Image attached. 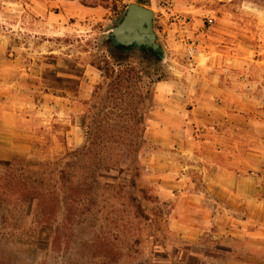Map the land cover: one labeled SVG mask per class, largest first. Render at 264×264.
<instances>
[{
	"label": "rangeland",
	"instance_id": "obj_1",
	"mask_svg": "<svg viewBox=\"0 0 264 264\" xmlns=\"http://www.w3.org/2000/svg\"><path fill=\"white\" fill-rule=\"evenodd\" d=\"M139 1L155 13L154 32L165 50L161 64L135 53L128 59L162 79L151 87L146 119L168 100L185 111L204 101L241 106L245 129L238 143L229 138L225 148L246 170L257 169L264 188V0H0V45L7 60L19 62L24 80L32 81L24 88L35 98L34 110L38 112L45 96L62 99L58 109L49 110L44 128L39 116L33 120L43 139L31 144L29 154L13 159L54 160L84 143L81 124L92 122L91 96L103 82L92 64L103 66L110 59L105 34L129 3ZM83 7L105 12L84 16ZM190 42L197 52L192 65L185 53ZM159 95L166 100H157ZM110 112L104 110L100 118ZM190 148L149 144L141 153V186L152 197L142 202L146 218L132 217L129 208L103 190L90 192L89 202L76 211L53 201L50 222L42 228L36 223L40 209L22 204L10 211L3 201L0 264H264V250L255 243L215 239L220 231L207 213L199 233L185 235L174 227L182 217L185 229L192 231L190 198L205 199L203 179L208 174L200 167L205 160L193 162ZM209 150L212 145H200V152ZM169 161L171 165L165 163ZM52 188V181L43 183L42 191Z\"/></svg>",
	"mask_w": 264,
	"mask_h": 264
},
{
	"label": "crops",
	"instance_id": "obj_2",
	"mask_svg": "<svg viewBox=\"0 0 264 264\" xmlns=\"http://www.w3.org/2000/svg\"><path fill=\"white\" fill-rule=\"evenodd\" d=\"M104 12L100 9H81L84 16H100ZM87 74H90L89 70ZM216 78L215 76L214 79ZM25 84L31 86L32 81L24 80L19 62L16 59L7 60L4 47L0 45V161L29 154L31 144L43 139V134H37L33 120L39 116L41 127L44 128L42 123L47 124L48 113L58 109L61 104V98L53 97L50 101L45 96L47 99L43 100L46 102L49 99L50 103L44 102L36 112L33 107L35 98L31 92H26ZM156 98L159 101L166 100L163 95ZM170 101L159 103L154 111L151 110L146 120L148 143L161 148H171L174 145L180 149L184 145H191L188 153L191 160L197 165L205 160V166H200L203 167L201 173L208 174L203 179L205 199L201 195L190 198L191 214L188 223L193 230L185 229L182 217L174 222V227L185 235L186 232L199 233V226L207 223V213L209 221L220 231L219 237L215 236V239L225 236L231 241H251L264 250V188L261 186L259 173L255 168L246 170L245 165H241L238 160L235 162L234 156L225 148L229 138H234L235 143H238L240 133L245 129L241 106L227 103L208 105L204 101L185 111ZM73 134L76 135V131ZM207 144L212 145V150L200 152V145ZM165 163L171 165L172 161Z\"/></svg>",
	"mask_w": 264,
	"mask_h": 264
},
{
	"label": "trees",
	"instance_id": "obj_3",
	"mask_svg": "<svg viewBox=\"0 0 264 264\" xmlns=\"http://www.w3.org/2000/svg\"><path fill=\"white\" fill-rule=\"evenodd\" d=\"M109 53L110 59L104 60L103 66L100 62L92 64L101 72L103 82L91 96L95 101L92 122L81 124L84 143L54 160L13 159L0 165V206L5 202L10 211V207L22 204L35 206L40 209L36 223L42 228L50 222L53 201L57 205L63 201L69 211H76L78 205L89 202L90 192L103 190L111 194L113 201L129 208L132 217L146 218L142 202L151 201L152 197L141 186L139 159L149 145L146 117L152 104L151 87L162 79L130 64L121 48L109 46ZM107 109L111 112L100 118ZM113 116L118 120H113ZM50 181L54 191H42L43 183ZM4 221L7 222L6 217Z\"/></svg>",
	"mask_w": 264,
	"mask_h": 264
},
{
	"label": "water",
	"instance_id": "obj_4",
	"mask_svg": "<svg viewBox=\"0 0 264 264\" xmlns=\"http://www.w3.org/2000/svg\"><path fill=\"white\" fill-rule=\"evenodd\" d=\"M154 18L155 13L151 9L137 3H129L118 24L105 34V40L111 49L121 48L125 56L134 50L155 52L163 62L165 50L157 42Z\"/></svg>",
	"mask_w": 264,
	"mask_h": 264
},
{
	"label": "flooded vegetation",
	"instance_id": "obj_5",
	"mask_svg": "<svg viewBox=\"0 0 264 264\" xmlns=\"http://www.w3.org/2000/svg\"><path fill=\"white\" fill-rule=\"evenodd\" d=\"M133 53L138 54V55H140L141 57H143L144 59L150 60V61H152V62L155 63V64H161V63H162V62H161V58H159L155 52H151V53H149V52H147V51L138 52V51H135V50H134V51H132L130 54L127 55L128 58H129L131 55H134Z\"/></svg>",
	"mask_w": 264,
	"mask_h": 264
},
{
	"label": "built area",
	"instance_id": "obj_6",
	"mask_svg": "<svg viewBox=\"0 0 264 264\" xmlns=\"http://www.w3.org/2000/svg\"><path fill=\"white\" fill-rule=\"evenodd\" d=\"M185 53H186V56H187L189 63L192 65V63H194L195 58L197 56V52H196V48H195L194 43H192V42L186 43Z\"/></svg>",
	"mask_w": 264,
	"mask_h": 264
}]
</instances>
